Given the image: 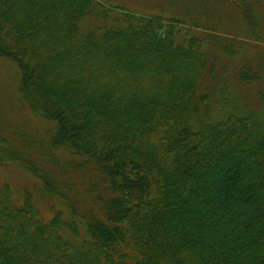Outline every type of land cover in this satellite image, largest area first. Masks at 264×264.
I'll return each instance as SVG.
<instances>
[{"label": "trees", "instance_id": "obj_1", "mask_svg": "<svg viewBox=\"0 0 264 264\" xmlns=\"http://www.w3.org/2000/svg\"><path fill=\"white\" fill-rule=\"evenodd\" d=\"M189 29L116 0H0V58L17 67L19 100L53 123L48 150L72 154L53 169L102 193L63 214L49 201L71 187L1 138L0 160L43 194L0 184V264H264V91L239 112L231 88L200 90L211 48L239 56L224 46L239 41Z\"/></svg>", "mask_w": 264, "mask_h": 264}, {"label": "rangeland", "instance_id": "obj_2", "mask_svg": "<svg viewBox=\"0 0 264 264\" xmlns=\"http://www.w3.org/2000/svg\"><path fill=\"white\" fill-rule=\"evenodd\" d=\"M116 2L117 5H122L138 14H163L168 17L181 18L186 21L189 28H192L189 30L195 31V34L210 35V38H205L212 41V44L217 41V38H214L216 35L222 39L238 40L239 43H236L238 45L230 43L224 46L226 48L230 45L234 51L240 53L239 56H235V52L229 50L230 55L223 56L219 50L211 48L212 52H217L212 61L214 57L216 60L210 61L211 69H214L215 73L212 76L213 82L208 81L199 89H216L217 83L231 88V94L240 99L236 106L239 112L259 105L260 101L257 103L259 91H264V0H116ZM248 17L253 18L254 26L253 24L249 26L251 22H248ZM101 18L97 15L91 25H96L95 22L99 23ZM191 20L200 26L193 28ZM88 22L89 19L84 25ZM212 32L216 35L214 36ZM241 58L244 61L240 62ZM240 63L249 74L245 78L237 75L236 68ZM16 74L17 67L12 62L0 58V142L2 138L4 142H10L13 147L19 145L24 147L45 170L48 169L51 172L53 170L57 174L53 176L64 185L70 186L71 193L65 203L56 202L54 199V201H49L50 205H54L56 210L65 209L63 214L67 215L73 211L72 206H76L80 214L84 205L90 208L89 198L96 197L101 192L99 188L92 190L88 187L83 172L65 169V167H60L58 170L53 169L55 167L52 164L55 160L63 163L67 158L72 157V154L48 150L44 138L48 137L47 131L49 132L53 123L42 120L38 115L23 107L15 87L18 77ZM255 112L260 111L257 108ZM0 161V184L9 183L17 194L22 196L25 190L29 189L35 202H39L38 199L43 194L39 183L24 172L17 162L6 157L1 158ZM81 215L83 216L82 213Z\"/></svg>", "mask_w": 264, "mask_h": 264}]
</instances>
